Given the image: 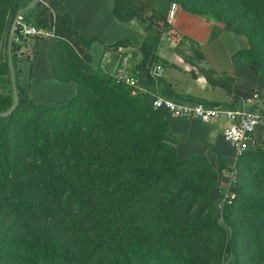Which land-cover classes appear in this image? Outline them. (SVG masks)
Listing matches in <instances>:
<instances>
[{"label":"trees","instance_id":"obj_1","mask_svg":"<svg viewBox=\"0 0 264 264\" xmlns=\"http://www.w3.org/2000/svg\"><path fill=\"white\" fill-rule=\"evenodd\" d=\"M25 5L0 0L5 51L13 17ZM219 5L235 14L227 28L235 27L246 41L231 60L247 62V69L264 77V0H211L202 11L221 20ZM34 7L21 17L50 29L46 19L30 16ZM111 13L121 22L134 18L126 0H112ZM150 25L134 47L135 69L146 84L152 83L149 68L166 64L155 54L159 37ZM17 29L11 60L18 102L11 113L0 116V264H207L206 238L215 234L219 258L228 257L229 264H264V140L231 166L214 169L198 154L180 159L164 140L167 124L145 102V92L100 66L60 74L55 55L64 45L61 39L48 52L50 71L59 81H73L74 93L61 104L34 103L17 81ZM52 29L72 34L86 49L98 41L74 32L66 12ZM122 43L110 46L116 50ZM83 57L88 61V54ZM0 74L6 76L0 91L4 111L12 104L6 52ZM203 77L225 89L232 81ZM165 87L172 98L213 107L174 93L167 83ZM233 168L234 178L217 211L207 190ZM251 168L254 180L248 188Z\"/></svg>","mask_w":264,"mask_h":264},{"label":"crops","instance_id":"obj_2","mask_svg":"<svg viewBox=\"0 0 264 264\" xmlns=\"http://www.w3.org/2000/svg\"><path fill=\"white\" fill-rule=\"evenodd\" d=\"M19 1L22 4H27L31 0ZM142 1L151 4L150 0ZM111 8L112 0L38 1L30 13L32 18L46 19V23L51 29L58 23V15L66 12L70 16V27L74 32L81 37H95L98 41L91 42L86 49L76 42L72 34L64 31L56 34L58 38L28 36L21 39L16 51L15 69L18 84L27 88L31 101L43 104L59 101L57 104H61L74 93L73 81H59L52 76L50 71L48 52L54 43L61 39L64 45L56 51L55 61L63 77L72 70L85 71L88 68L100 66L104 72L111 75L121 73L133 76L136 79L135 87L147 94L145 102L148 104L154 97L183 101L172 98L167 93L165 87L167 83L174 93L201 99L213 104V107L223 109L238 105L253 113L264 114L263 81L257 78L248 80L246 71L236 67L230 58L235 51L245 48L246 41L242 37L219 32L218 35L211 36L204 42H197L203 61L215 74L234 78L228 89L209 84L201 74H196L194 77L191 74L181 77L180 75L184 74L176 75L175 73L178 71L163 66H161L160 75L152 77L151 84H146L143 74L136 72L137 52L134 48L142 40L144 29L136 25L134 18L127 22L118 21L112 15ZM184 25H188V23ZM173 28L178 29V24L174 23ZM173 40L174 38H169V45H172ZM227 40L230 41L226 43ZM117 41H122L123 45L113 50L110 45ZM4 42L5 31L0 37V50L2 47L3 58ZM229 42L231 43L229 44ZM234 42L236 43L234 44ZM102 44L108 48L103 49ZM85 53L88 54V61L83 57ZM155 54L164 63L178 66L174 53L166 48L163 40L156 47ZM3 58L0 57V61ZM236 68L238 69L236 70ZM5 81L6 76L0 74V91L2 92ZM252 94L257 96L250 102H245V99L250 98ZM157 111L167 124L163 138L174 146L180 157L202 155L214 169L218 164L227 166L234 164L237 158L235 150L221 135L222 127L225 125L224 119L217 118L211 122H205L198 118L172 117L162 109ZM263 140L264 126L259 125L254 131L253 141L257 145Z\"/></svg>","mask_w":264,"mask_h":264},{"label":"rangeland","instance_id":"obj_3","mask_svg":"<svg viewBox=\"0 0 264 264\" xmlns=\"http://www.w3.org/2000/svg\"><path fill=\"white\" fill-rule=\"evenodd\" d=\"M150 1L151 4H146L142 0H126V6L134 15V21L136 25L140 26L142 29H144V27L146 28L147 25H150V23L156 24L157 27L160 28L157 30L158 28L156 29L155 26L150 25L152 29H156L154 31H156L158 34V42H162L163 40L166 48H168L170 52L174 53L176 57L175 61L178 63V66L175 64L172 65V63H166L161 66L164 68L168 67L175 69L178 71V73H175L176 75H180L179 73L184 74L180 75L181 77L187 76L188 74H191L192 77H194L196 74H201L202 76L206 74L211 78L213 77L222 79L224 81H228L230 78L233 81L234 78L230 76L218 75L212 72L208 65L203 61L197 43L198 41L204 42L211 36L214 37L215 35H218L219 32H226L229 35H237L245 40V37L241 33L235 31V27L227 28V22L232 17H235V14L231 11V9H226L225 7L223 10L222 5H219V7L222 9V18L221 20H218L211 14L204 13L202 11V8L210 4L211 0H185V2L181 0ZM176 19L178 20L175 22ZM164 21L165 25L163 28H161V24ZM174 23L178 24V29L173 28ZM186 23H188V25H184ZM169 38H174L173 42L171 43L172 45H169L168 43ZM228 41L230 40H227L226 43ZM230 43L231 42H229V44ZM235 43L236 42H234V44ZM2 51L3 50L1 47V59L3 58ZM233 62L236 67H240L246 71V78L248 80L257 78L262 80L264 83V77L256 75L247 69V62L241 60H236V62ZM237 69L238 68H236V70ZM58 102L59 101H51L50 104L56 105ZM177 156L180 159L186 158L180 157L178 153ZM235 171V168H233L229 174H222L219 177L217 183L207 190L208 195L216 200L214 202V206L217 211H219L220 208L219 201L225 197L229 183L234 178ZM247 172L250 175L248 176L246 183L248 188H252L254 179H251V175L255 173V170L251 168V170H248ZM3 213V209L0 208V219L3 216ZM206 239L207 242L209 241V243L206 244L207 247L204 246L205 249L208 250L207 253L204 254L206 258L208 257L207 264H229L228 257L223 255V258L221 259L216 255V245L218 241L216 234L210 235ZM201 250L203 249L201 248Z\"/></svg>","mask_w":264,"mask_h":264},{"label":"built area","instance_id":"obj_4","mask_svg":"<svg viewBox=\"0 0 264 264\" xmlns=\"http://www.w3.org/2000/svg\"><path fill=\"white\" fill-rule=\"evenodd\" d=\"M15 27L17 26L16 41L28 36L57 37L53 29H44L25 21L21 16L16 18ZM162 67L159 63L153 64L149 69L151 77L155 78L160 75ZM116 80L122 81L126 85L135 87L136 79L133 76H126L118 73L114 75ZM257 95L252 94L250 98H246L245 102H250ZM149 105L154 109H162L172 117L178 118H198L205 122H211L214 119L222 118L225 125L222 127L221 135L225 141L232 145L236 156L247 150L250 146L255 145L253 134L257 126H264V114L253 113L242 106H233L227 108L208 107L202 103L178 102L170 98L154 97Z\"/></svg>","mask_w":264,"mask_h":264},{"label":"water","instance_id":"obj_5","mask_svg":"<svg viewBox=\"0 0 264 264\" xmlns=\"http://www.w3.org/2000/svg\"><path fill=\"white\" fill-rule=\"evenodd\" d=\"M39 0H31L29 1L24 7L18 9L13 17V20L10 25L8 37H7V42H6V58H7V67H8V76H9V82H10V89H11V96H12V104L11 106L4 110L0 111V116L7 115L11 113L17 105L18 102V97H17V92H16V86H15V80H14V69L12 65V60H11V42H12V35H13V30H14V25L16 22V18L18 16H21L23 12L27 9H30L34 7V5L38 2Z\"/></svg>","mask_w":264,"mask_h":264}]
</instances>
